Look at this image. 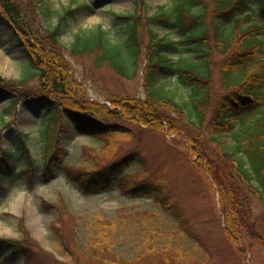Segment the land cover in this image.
<instances>
[{
  "label": "rangeland",
  "instance_id": "obj_1",
  "mask_svg": "<svg viewBox=\"0 0 264 264\" xmlns=\"http://www.w3.org/2000/svg\"><path fill=\"white\" fill-rule=\"evenodd\" d=\"M44 1L50 14L35 19L43 26L58 24L67 7L74 11L62 25L60 37L67 46L81 27L102 24L115 33L121 22L116 15L132 11L136 2ZM164 1L148 0V4L156 7ZM157 29L162 37H181L177 30ZM145 40L151 41L148 36ZM67 56L88 98L104 103L114 97L145 95L141 75L128 79L108 64L97 67L92 56L70 51ZM221 58L215 54L216 60ZM146 59L145 51L139 70ZM26 60L12 27L0 18V77L21 89L34 90L39 79L23 77L21 67ZM219 79L215 71L212 89L220 94ZM9 98L0 92L4 119L0 117V157L5 147L16 152L7 165L11 175L0 180V239L19 243L14 245L15 255L4 244L0 264H264L263 202L247 184H240L238 198L243 206L237 213L239 222L234 220L237 232L231 235L232 221L221 205V193L228 191L217 183L209 166H196V151L180 133L112 117L107 121L123 126L125 132L85 135L62 128L59 119L56 127L53 122L43 127L42 105L21 100L13 109L6 106ZM5 111L9 114L2 115ZM40 128L47 131L42 148ZM205 140L213 149L211 141ZM59 146L63 164L45 172L47 156ZM124 158L131 165L122 170L120 182L96 192L84 190L82 183L91 174ZM216 161L223 173L231 172V165L220 158ZM152 182L159 183L165 193L139 189H149Z\"/></svg>",
  "mask_w": 264,
  "mask_h": 264
},
{
  "label": "trees",
  "instance_id": "obj_2",
  "mask_svg": "<svg viewBox=\"0 0 264 264\" xmlns=\"http://www.w3.org/2000/svg\"><path fill=\"white\" fill-rule=\"evenodd\" d=\"M43 14H50L44 0H0V18L12 27L27 57L21 67L23 77L39 79L37 88L28 90L0 77V92L13 97L7 107L16 109L21 100L33 101L44 108L43 127L51 122L56 127L59 119L62 128L91 136L125 132L108 117L180 133L196 151V166H209L217 183L226 187L228 193H221L222 210L232 221L230 234L236 233L237 213L243 206L239 187L247 184L264 204V0H166L156 7H150L148 0H136L132 11L116 15L121 22L115 33L102 24L81 27L68 46L60 36L66 15L74 11L67 9L58 24L47 27L35 21ZM158 27L177 30L181 37H162ZM67 51L92 56L97 67L108 64L128 79L141 75L145 95L110 98V105L88 98L73 74ZM145 51L147 59L139 70ZM215 54L222 58L216 60ZM215 71L220 94L212 89ZM39 130L44 138L47 132ZM24 136L30 138L29 133ZM2 152L0 180L11 175L7 165L16 153L8 147ZM59 155L63 157L60 146L45 170L63 164ZM219 158L231 165L230 173L218 168ZM128 165L129 158L119 160L91 174L82 187L87 193L108 189L121 181L118 177ZM148 187L139 189L165 193L159 183ZM18 243L0 239V249L7 244L5 248L15 255Z\"/></svg>",
  "mask_w": 264,
  "mask_h": 264
},
{
  "label": "bare ground",
  "instance_id": "obj_3",
  "mask_svg": "<svg viewBox=\"0 0 264 264\" xmlns=\"http://www.w3.org/2000/svg\"><path fill=\"white\" fill-rule=\"evenodd\" d=\"M204 127H205V125H204Z\"/></svg>",
  "mask_w": 264,
  "mask_h": 264
}]
</instances>
